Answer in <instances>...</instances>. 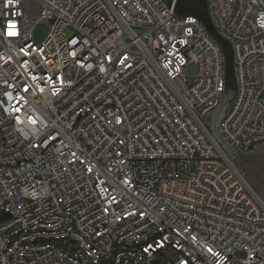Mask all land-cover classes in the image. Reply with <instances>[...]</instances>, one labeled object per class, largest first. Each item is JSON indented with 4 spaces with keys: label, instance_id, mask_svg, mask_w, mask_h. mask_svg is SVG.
I'll list each match as a JSON object with an SVG mask.
<instances>
[{
    "label": "built area",
    "instance_id": "2783aa9c",
    "mask_svg": "<svg viewBox=\"0 0 264 264\" xmlns=\"http://www.w3.org/2000/svg\"><path fill=\"white\" fill-rule=\"evenodd\" d=\"M207 2L237 82L218 133L264 158V0ZM224 88L163 0H0V264H264V187L208 120Z\"/></svg>",
    "mask_w": 264,
    "mask_h": 264
},
{
    "label": "water",
    "instance_id": "95a60500",
    "mask_svg": "<svg viewBox=\"0 0 264 264\" xmlns=\"http://www.w3.org/2000/svg\"><path fill=\"white\" fill-rule=\"evenodd\" d=\"M168 7L173 8V13L178 18L186 16L196 17L204 26L210 37L219 46L224 57L225 88L221 105L208 116L212 124V136L222 147L227 159L235 161L237 155L230 151L223 142L219 133L218 125L229 112L237 91V82L234 73V54L231 43L217 30L209 12L207 0H163Z\"/></svg>",
    "mask_w": 264,
    "mask_h": 264
},
{
    "label": "rangeland",
    "instance_id": "374dc122",
    "mask_svg": "<svg viewBox=\"0 0 264 264\" xmlns=\"http://www.w3.org/2000/svg\"><path fill=\"white\" fill-rule=\"evenodd\" d=\"M50 30V24L46 21L38 22L31 33L33 42L39 44L45 40ZM234 165L244 172L247 182L258 192L264 187V158L255 155L238 156ZM194 166L192 165V168Z\"/></svg>",
    "mask_w": 264,
    "mask_h": 264
}]
</instances>
